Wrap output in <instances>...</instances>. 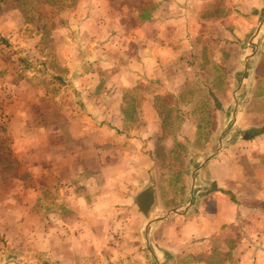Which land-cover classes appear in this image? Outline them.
Wrapping results in <instances>:
<instances>
[{
	"label": "crops",
	"instance_id": "1",
	"mask_svg": "<svg viewBox=\"0 0 264 264\" xmlns=\"http://www.w3.org/2000/svg\"><path fill=\"white\" fill-rule=\"evenodd\" d=\"M97 1H88L90 11H117L108 3ZM124 3L135 23L126 27L120 24V31L116 33L123 35L124 39L123 49L118 52L123 56L126 51L130 64L119 69L120 75L117 72L112 74L123 83L104 89L112 93L105 105L118 104L126 109V91L137 90V81L145 79L149 84H155L153 88L167 91L179 84L173 78L172 82L167 81V77L178 76L182 82L183 75L191 80L192 74L196 75L198 71L200 80L211 85L210 91L218 96L223 106L225 104L233 109L244 106L246 110L254 111V106L260 104V112L257 115L251 112L254 117L249 119L257 134L249 140H235L226 148L218 143L214 151L201 160L196 168L192 165L195 152H192L190 145L181 169V180L177 184L173 179H162L159 166L145 151L137 154L140 155V167L132 165L127 157L107 163L106 171L112 173V179L78 180L80 168L73 165L78 174L68 179L57 176L58 180L52 181L50 187H57V197L43 199L42 217L54 223H48L37 249L33 246L30 254L27 245L22 250L20 243L14 241L16 245H10L9 259L5 262L264 264V129L259 127L264 124L261 121L264 118V51L253 52L248 57V61L253 60L252 71L247 73L253 82L246 91L250 92L247 102L241 100L242 86L235 85L236 72L240 67L237 62L233 63L236 67L229 74L227 82L228 88L233 86L231 90L234 94L228 92L230 98L223 99L225 89L218 88V84L219 76L221 84L224 82V72L221 70L219 73V68H212L214 62L217 64L223 58L221 51L210 55L198 53L197 56L192 51L193 45L197 43H225L224 31L229 33V37L237 39L245 36L255 28L264 13V0H125ZM83 26H87L85 37L88 42L87 53L90 55L97 51L96 29L105 26L104 22L98 24L91 19L84 22ZM260 29L256 27L255 33ZM85 40L83 38V42ZM104 41L106 52L110 46L122 43L117 38L108 42L106 36L99 44ZM72 44L77 57L81 54L82 44ZM187 45L189 48L185 52L177 50L179 46L185 49ZM255 49H258V45ZM106 52L103 56L105 58L108 56ZM237 59L240 61L239 55ZM260 87L263 88V94H260ZM262 97V104V100L256 101ZM176 105L177 101L170 106ZM150 107L161 121L158 110H155V102L152 101ZM88 112H92L90 106ZM118 120L121 131L126 117L121 115ZM110 121L113 123L112 119ZM60 123L58 119L56 128L52 127L50 131L43 127L42 132L48 133L44 139H78L73 126L70 125L65 135ZM88 128L90 130V125ZM216 135H213V139H217L214 138ZM187 139L193 141L197 137L189 133ZM138 140L124 138L121 143ZM48 144H44L43 148H54ZM115 146L113 140L106 141L107 153L109 150L114 151V154L116 150L119 151ZM244 146H247L246 150ZM123 147H120L121 155L123 151H129L127 146ZM62 149L58 144V150L62 152ZM195 155L203 156V152ZM129 172H141V175L137 174V178L130 180L126 174ZM151 183L154 205L147 213H143L135 198ZM83 187L85 190H82ZM22 253L25 256L21 257Z\"/></svg>",
	"mask_w": 264,
	"mask_h": 264
},
{
	"label": "rangeland",
	"instance_id": "2",
	"mask_svg": "<svg viewBox=\"0 0 264 264\" xmlns=\"http://www.w3.org/2000/svg\"><path fill=\"white\" fill-rule=\"evenodd\" d=\"M88 1L92 3V0H0V264H7L10 245H16L14 241L20 243L22 250L27 245L30 254L33 246L37 249L48 223L53 222L42 217L43 199L57 197V187L50 189L52 181L60 176L73 178L78 174L74 167L80 168L78 180L112 179V173L106 171L107 163L127 157L132 165L140 167V155L137 154L145 151L159 166L162 179H173L177 184L190 145L192 152H203V156L193 155L192 165L196 168L218 143L226 148L235 140H249L257 134L249 119L254 117L251 112L253 115L260 112V104L254 106V111H248L244 106L238 109L223 106L218 96L210 91L211 85L200 80L198 71L196 75L192 74L191 80L183 75L182 82L178 76L167 77V81L172 82L173 78L179 83L167 91L153 88L155 84H149L145 79L137 81V90L126 91V109L118 104L105 105L112 93L104 89H111L121 82L112 74L120 75L119 69L130 64L127 52L124 51L123 56L118 52L123 49L124 39L116 31H120L121 25L126 27L135 21L124 7L125 0H98L97 3H108L117 10L106 12L90 11ZM263 14L255 28L240 40L229 37L224 31L225 43L193 45L196 56L221 51L223 58L217 64L214 62L212 68L224 72V82L221 84L219 76L218 84V88L225 89L223 99L230 98L228 92L234 94L233 86L228 88L227 82L237 62L240 67L235 85L242 86V102L248 101L250 92L246 91L253 82L248 76L253 60L248 61V57L253 52L264 51ZM89 19L98 24L104 22L105 26L96 29L97 51L90 55L85 37L87 26H83ZM256 27L261 28L257 34ZM106 36L108 42L117 38L122 43L119 46L118 43L111 44L106 52L103 46L106 41L99 44ZM74 42L78 46L82 44L81 54L77 57L72 49ZM256 45L258 49H255ZM185 47L179 46L177 50L185 52L189 46ZM104 52L107 58L103 57ZM259 91L263 94V88ZM175 100L177 105L170 106ZM152 101L161 121L150 107ZM121 115L126 121L119 131ZM58 119L61 131L67 135L71 125L78 133V139H44L48 133H43L42 128L49 131L56 128ZM259 127L264 129V124ZM189 133L197 137L194 143L187 139ZM215 134L217 139H213ZM124 138L139 140L121 143ZM111 140L119 149L115 154L111 150L107 153L105 149L106 141ZM48 142L53 149L43 148ZM58 144L63 147L62 152L58 150ZM123 146L129 151H123L121 155L120 147ZM126 174L127 179L134 180L138 173Z\"/></svg>",
	"mask_w": 264,
	"mask_h": 264
},
{
	"label": "water",
	"instance_id": "3",
	"mask_svg": "<svg viewBox=\"0 0 264 264\" xmlns=\"http://www.w3.org/2000/svg\"><path fill=\"white\" fill-rule=\"evenodd\" d=\"M139 209L143 213H147L149 209L154 205V190L153 184H149L141 192H139L135 198Z\"/></svg>",
	"mask_w": 264,
	"mask_h": 264
},
{
	"label": "trees",
	"instance_id": "4",
	"mask_svg": "<svg viewBox=\"0 0 264 264\" xmlns=\"http://www.w3.org/2000/svg\"><path fill=\"white\" fill-rule=\"evenodd\" d=\"M212 92V91H211ZM215 101H216V99H215Z\"/></svg>",
	"mask_w": 264,
	"mask_h": 264
}]
</instances>
